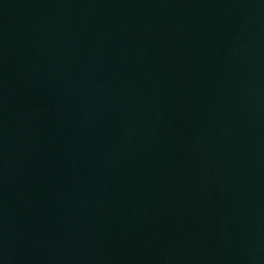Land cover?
<instances>
[{
	"label": "water",
	"instance_id": "water-1",
	"mask_svg": "<svg viewBox=\"0 0 264 264\" xmlns=\"http://www.w3.org/2000/svg\"><path fill=\"white\" fill-rule=\"evenodd\" d=\"M0 264H264V0H0Z\"/></svg>",
	"mask_w": 264,
	"mask_h": 264
}]
</instances>
